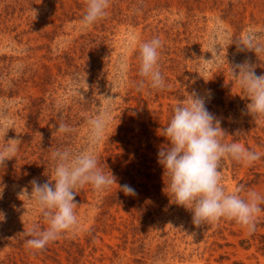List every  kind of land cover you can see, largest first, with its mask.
Listing matches in <instances>:
<instances>
[{
  "label": "rangeland",
  "instance_id": "obj_1",
  "mask_svg": "<svg viewBox=\"0 0 264 264\" xmlns=\"http://www.w3.org/2000/svg\"><path fill=\"white\" fill-rule=\"evenodd\" d=\"M85 8L86 0H0V127L10 128L5 140L21 141L0 168V264H264V212L252 234L223 219L195 228L164 192L157 158L166 143L159 129L193 90L221 120L225 142L264 153V122L245 114L230 70L248 60L264 74V55L231 44L248 30L264 38V0H110L107 15L82 29ZM153 37L163 42L166 87L138 89L139 46ZM213 41L221 54L206 64L198 58H211ZM84 79L86 101L73 95L77 81L86 90ZM105 108L110 122L96 152L117 185L77 190L75 232L29 251L25 233L47 220L21 189L49 180L54 150H83L87 119ZM61 122L72 131L56 132ZM221 171L226 190L264 193V158L250 167L225 160Z\"/></svg>",
  "mask_w": 264,
  "mask_h": 264
},
{
  "label": "clouds",
  "instance_id": "obj_2",
  "mask_svg": "<svg viewBox=\"0 0 264 264\" xmlns=\"http://www.w3.org/2000/svg\"><path fill=\"white\" fill-rule=\"evenodd\" d=\"M109 7L110 0H86V8L79 21L81 28L88 29L103 19ZM231 44L236 45L238 52L250 51L257 58L264 55V38L252 30L246 31ZM162 47L163 42L159 37L140 44L138 75L141 79L138 89L163 90L166 87L159 66ZM227 47L223 49L225 60ZM205 52L210 53L211 58L198 59L206 64H214L221 49L213 41ZM258 66L245 60L230 66V70L243 94L241 97L248 101L245 114L253 121L264 122V74H256ZM83 83L86 90L80 88L77 81L73 95L85 100L84 92L89 86L85 79ZM104 98L107 101L112 97ZM109 122L107 108L90 116L87 119L86 147L80 151L67 147L54 150L51 153L53 170L49 180L41 184L34 178L30 181L31 191L21 189L19 196L22 195L47 220L46 228L33 225L25 233L31 237L25 241L29 251H43L49 243L75 232L80 223L76 213L77 190L90 186L91 190L99 193L116 184V178L100 167L96 152V146L105 139ZM9 129L0 127V139L6 141L0 143V168L15 158L21 142L19 137L5 140ZM55 131L66 134L72 129L61 122L56 125ZM159 135L166 141L160 146L157 157L163 168V180L167 177L164 192L172 204L191 212L192 225L199 229L223 219L234 222L248 234L254 233L259 215L264 212V193L256 190L245 192L243 185L226 190L221 168L225 160L250 167L264 158V153L249 149L239 142H225L224 137L228 135L221 127V120L208 110L205 98L195 90L187 93L186 100L176 103L166 126L159 129ZM120 189L126 195L136 194L129 185H122ZM3 218L0 214V220Z\"/></svg>",
  "mask_w": 264,
  "mask_h": 264
}]
</instances>
